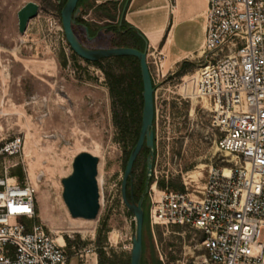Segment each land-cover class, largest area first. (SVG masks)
Masks as SVG:
<instances>
[{
    "label": "rangeland",
    "instance_id": "374dc122",
    "mask_svg": "<svg viewBox=\"0 0 264 264\" xmlns=\"http://www.w3.org/2000/svg\"><path fill=\"white\" fill-rule=\"evenodd\" d=\"M30 1L39 4V13L21 33L18 12ZM79 4L94 34L118 26L125 1H117L118 10L108 0ZM62 7L61 0H0V175L13 176L21 168L23 177H14L34 184V221L60 242L64 236L71 264H82L76 254L81 251L88 255L83 264H100L101 251L107 258L131 256L135 233L134 214L123 201L121 185L137 134L116 123L106 75L111 69L118 74L131 71V63L113 57L94 64L78 56L63 30ZM81 37L88 45L85 34ZM97 44L107 45L105 40ZM148 52L157 107V154L150 185L157 180L159 186L175 190L199 188L203 169L222 158L216 149L219 134L194 91L199 59L175 62L168 53L167 71L164 55L153 47ZM16 140L18 151H7ZM81 152L99 157L100 211L92 220L73 218L63 199L62 179L73 172ZM147 154L137 159L134 182L147 165ZM149 205L147 195L144 264H201V235L179 226H157L153 231Z\"/></svg>",
    "mask_w": 264,
    "mask_h": 264
},
{
    "label": "built area",
    "instance_id": "2783aa9c",
    "mask_svg": "<svg viewBox=\"0 0 264 264\" xmlns=\"http://www.w3.org/2000/svg\"><path fill=\"white\" fill-rule=\"evenodd\" d=\"M207 2L194 91L219 134L222 158L203 169L199 188H162L155 180L148 220L153 231L198 232L201 264H264V0ZM19 146L11 142L7 151ZM36 195L32 182L0 175V264H71L64 236L60 242L34 221Z\"/></svg>",
    "mask_w": 264,
    "mask_h": 264
},
{
    "label": "water",
    "instance_id": "95a60500",
    "mask_svg": "<svg viewBox=\"0 0 264 264\" xmlns=\"http://www.w3.org/2000/svg\"><path fill=\"white\" fill-rule=\"evenodd\" d=\"M80 0H67L61 10L62 25L66 39L72 50L81 58L96 62L105 58L118 56L135 57L140 62L141 75L143 79V114L140 136L132 148L121 185V194L124 203L134 214L135 233L132 238V250L130 264H142L144 256V224L145 209L144 203L149 192L151 177L154 170L155 139H154V118H155V90L152 75L148 62V42L145 40L144 50L135 47H101L90 48L83 44L74 30L77 19L81 15L82 8ZM107 1V0H95ZM40 6L30 1L18 12L19 31L25 33L30 20L39 13ZM86 35L89 39V28L85 26ZM144 145L149 150L147 155V177L145 189L137 201L134 196V164L141 154ZM99 157L90 152L79 153L73 161V172L62 179L63 199L73 218L87 220L96 219L100 211V188L98 181ZM130 190V194H129Z\"/></svg>",
    "mask_w": 264,
    "mask_h": 264
},
{
    "label": "crops",
    "instance_id": "0c3cea01",
    "mask_svg": "<svg viewBox=\"0 0 264 264\" xmlns=\"http://www.w3.org/2000/svg\"><path fill=\"white\" fill-rule=\"evenodd\" d=\"M207 8V0H127L122 17L140 32L148 47L164 55L162 65L168 71V53L175 62L199 58Z\"/></svg>",
    "mask_w": 264,
    "mask_h": 264
},
{
    "label": "trees",
    "instance_id": "16d2710c",
    "mask_svg": "<svg viewBox=\"0 0 264 264\" xmlns=\"http://www.w3.org/2000/svg\"><path fill=\"white\" fill-rule=\"evenodd\" d=\"M66 1L67 0H61L62 6H64ZM108 1L113 2L114 9H116V10L119 9L118 4H117L118 0H108ZM123 1H125V5H126L127 0H123ZM109 13H110V11H109ZM82 15L83 14L81 13V15L78 17L77 24L74 25V30H75L76 34L78 35L79 39L81 40V42L83 44H84V42H83L84 39L81 37V33L85 34V38L88 39V37L86 35V29H85V26H87L89 28L90 36L95 35L96 39L99 41L105 40V42L107 44L105 46H107V47L127 46V47H135V48H139V49H143L145 47V40H144L143 36L140 34V32L136 28H134L133 26L128 24L124 20L122 15H121L120 21L118 22V26L116 28L112 27V29H110V28L97 29L94 34H93L89 24L86 23L85 20L82 18ZM113 59L117 60L119 62L131 63V71H126V72H122V73L118 74V73L113 72L111 69V70H108L106 72L111 95L113 97H115V96H117V94H120L121 92L126 90L127 87H129V89L134 93L139 92L140 94H142L143 82H142L139 60L137 58L131 57V56H118V57H114ZM102 60H105V59H102ZM102 60L92 62V63L99 64V63H101ZM86 61L91 62L88 60H86ZM133 61H137L138 64L133 65ZM128 78L130 79L129 86H123V84L125 83V81H127ZM140 99H141L140 105L142 107V105H143L142 95H141ZM141 120H142V116L140 115L139 116V123H141ZM116 123L119 124V120L117 117H116ZM138 134H139V131L137 132V135ZM136 140H135V142H136ZM143 152L148 153V148L146 147L143 150ZM129 155H130V152H129ZM136 166H137V160L134 164V169H133L134 180H135V168H136ZM12 175L22 178L23 177V171L21 170V168H19L18 170H15L12 173ZM146 177H147V165H145L140 177L136 180V182H134V196H135L137 201L139 200V198L141 197V195L145 189ZM164 186L165 185L163 183L160 184V187H164ZM129 194H130V190H129ZM146 227H147V223L145 222V224H144V250H145V246H146V233H145ZM99 263L100 264H130V256L125 257L123 255H121V256L116 255L114 258H107L105 252L101 251ZM142 264H144L143 261H142Z\"/></svg>",
    "mask_w": 264,
    "mask_h": 264
},
{
    "label": "flooded vegetation",
    "instance_id": "af4514ba",
    "mask_svg": "<svg viewBox=\"0 0 264 264\" xmlns=\"http://www.w3.org/2000/svg\"><path fill=\"white\" fill-rule=\"evenodd\" d=\"M92 38L89 39V44L86 45L90 48H101V47H106L103 45H98L97 44V39L95 35L91 36ZM145 47H146V43H145ZM145 47L141 50H144ZM149 53V52H148ZM140 64V62H139ZM150 67V65H149ZM126 72V71H125ZM150 72L152 75V71L150 68ZM142 76V75H141ZM152 79L155 85V81L152 75ZM143 82V79H142ZM130 83V79L128 78L127 81H125V83L123 84V86H129ZM156 87V86H155ZM110 90V89H109ZM156 91V90H155ZM111 95V93H110ZM141 95L143 97V90H142V94L138 93H134L132 92L129 87H127L126 90H124L123 92H121L120 94H117V96L112 97V102L114 104V110H115V114L116 117L119 120V124L118 126L123 129L125 132H132L134 133V135L137 134V132L139 131V134L137 135V140L140 136V132H141V126H142V120L141 123H139V116L143 114V105H144V97H143V105L141 107ZM116 110L118 112H116ZM156 117H157V107H156V102H155V118H154V123H153V128H154V139H155V157H154V164H155V159H156V154H157V134H156ZM136 140V142H137ZM135 142V144H136ZM134 144V146H135ZM133 146V147H134ZM146 148V145H144L143 150ZM142 150V152H143ZM141 152V153H142ZM149 153V150H148ZM148 155V154H147Z\"/></svg>",
    "mask_w": 264,
    "mask_h": 264
},
{
    "label": "bare ground",
    "instance_id": "6f19581e",
    "mask_svg": "<svg viewBox=\"0 0 264 264\" xmlns=\"http://www.w3.org/2000/svg\"><path fill=\"white\" fill-rule=\"evenodd\" d=\"M216 149H217V146H216ZM217 151H218V149H217ZM201 171H199V173H200ZM63 239V238H62Z\"/></svg>",
    "mask_w": 264,
    "mask_h": 264
}]
</instances>
